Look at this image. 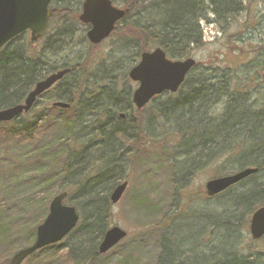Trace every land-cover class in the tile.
Instances as JSON below:
<instances>
[{
    "label": "rangeland",
    "instance_id": "374dc122",
    "mask_svg": "<svg viewBox=\"0 0 264 264\" xmlns=\"http://www.w3.org/2000/svg\"><path fill=\"white\" fill-rule=\"evenodd\" d=\"M84 1L55 0L51 5V10L64 8L67 5L76 7L73 10L75 13L73 16L77 15L78 18L74 21V17L64 19L61 15H57L50 22L47 36L33 48L37 56L39 55L49 64L48 71L51 72H56L63 66L85 65L86 67L83 69L85 71L88 69L85 75L89 74L87 77L89 82L91 81L89 87L92 88L95 85V89L101 90L98 91L101 93V98H108L109 90L118 91L119 99L116 103L104 102L100 106H103L104 109H113V111L119 110L120 107L127 109L128 105L123 100L121 101L120 97L124 93L132 98L133 91L138 86L129 79L128 72L139 62V51L134 45L121 42L126 41L119 40L120 37H123L122 34H114L100 45H92L87 38L89 26L82 24L79 20ZM114 4L118 8L127 9L122 5V0H114ZM244 6L246 11L234 20L228 21L227 25L225 23H222L223 25H207L201 21L203 45L196 49L191 57L198 63L199 71L196 73H202L203 69L206 71L205 69L212 67L222 73L230 70L234 74L233 86L237 85L238 89L251 97L250 100L254 104L255 110L261 109L264 112V50L261 52L251 51L252 48H264V0H244ZM145 16L144 10L131 12L128 23L136 24L141 21L144 25ZM209 18L213 20L214 17L210 15ZM70 22L72 24H69ZM64 24L67 26L61 30ZM64 34L65 36H63ZM26 40H30L28 35H26ZM155 48L151 47L149 50L153 51ZM80 77V72L76 75H69V84L74 78ZM108 78L112 82H108ZM239 82H241L240 85ZM66 87L65 81L56 85L39 100L34 111H42L44 108L51 110L58 90H65ZM189 88L191 86L187 85L182 90L186 91ZM215 98L216 96H212L211 100H205L204 105L198 102L202 99H196L187 105V102L185 104L181 102L182 93L175 96L165 94L152 101L145 109L147 111L140 114L141 117L143 116L142 136H135V139L141 138L140 143L143 145L141 149H138L134 143L126 142V139L119 135L121 153H118V157L125 165L123 177L128 182V188L119 203L115 205L111 203L108 230L115 226L120 227L127 232V237L115 249L94 258L98 248H95V245L100 244L103 238L92 239L91 242H88L83 238V235L79 237L80 233H77L72 238L71 244L84 240L83 247H77L75 250L78 257L84 256L80 261L82 264H118L135 253L136 255L131 259L137 260V262L131 261L130 264H143L145 263L143 259L154 262L160 255L162 239L172 241L178 235L177 241H182V243L179 244V249L175 250L176 255L174 256L178 259L175 263L206 264L209 261L206 258H210L224 237V225H229L236 235L234 241L229 237L233 249L249 257V261L252 263L255 261L254 264H264V238L255 242L251 238L249 224L240 226V228L232 224L241 217L246 219L248 217L250 220L255 210L248 214V211H244L240 207L234 208L230 202L227 204V201L235 198L237 194L264 183V172L235 187L229 197L222 195L211 198L207 195L206 184L217 177L227 176V174H223V169L229 170L235 165L232 154L229 152L228 155L201 166L202 163L195 162L186 150L178 147L180 143L178 133L183 123L200 120L198 124L201 125V123H205L202 122L201 117L210 120L212 117H219L224 112L225 100L219 101L220 98L218 100ZM178 100H180L179 105L181 106L173 112L172 106ZM99 111L101 110L97 109L94 112ZM159 111L163 112L166 118L160 119L156 114ZM94 112L84 113V119L80 124L81 128L72 131L71 135L74 139L70 142L77 155L84 153L81 161L90 171L103 169L100 165L101 161L98 162V154L89 151L92 144H87L90 139L93 140L100 135L99 121L105 122L104 116L102 117L104 120H100ZM147 114L149 116L145 117ZM51 115L61 119H71V113L59 109H56L55 113L52 112ZM149 118L150 120H148ZM20 120H24V117H21ZM105 131L103 135L108 134L107 130ZM241 149L243 148L236 149L234 155H238ZM10 154L0 159L2 160L0 163V201L7 200L10 203L8 206L2 207L4 209L8 207L3 219L4 224L9 225L10 234L14 235L24 230L25 227L34 226L39 218L47 216L50 203L56 194L52 189L43 197L39 195L41 204L38 208V216L34 213L31 215V212L27 215L21 214L19 204H23L25 199L15 189L19 182L26 185L24 176L17 178L21 171L20 168L25 169L26 167H20L19 164L31 162L33 159H28L26 156L21 157L20 152ZM39 157H35V160ZM224 157H229V163L223 160ZM101 158L103 159V157ZM44 159L47 162L44 167L45 171L55 170L59 166H55L57 162H52L48 156ZM230 174L233 173L230 172ZM6 175L14 179L12 184L15 183V186L10 189L9 183L3 182ZM30 177L31 179L35 178L34 176ZM69 183L66 182L65 185ZM32 191L31 187L26 194H33ZM102 191L105 193L101 196H108L110 200L112 191L107 188ZM67 192L68 198L80 205L84 211L83 217H80V222H84L85 216L88 214L87 199L82 198V195L79 196L80 193L74 187L68 188ZM27 196L33 197V195ZM217 222L219 226H217ZM35 238L27 236L12 245L14 248L22 249L28 241L33 243ZM67 241L65 239L58 245L61 250L70 247ZM7 249H0L2 250L0 252L1 259L7 255L5 254ZM9 259L11 260L10 256H8L7 262L1 260L0 264H8ZM45 262L47 264H63L61 261L50 263V260H46ZM23 264L43 263L40 258H29Z\"/></svg>",
    "mask_w": 264,
    "mask_h": 264
},
{
    "label": "trees",
    "instance_id": "16d2710c",
    "mask_svg": "<svg viewBox=\"0 0 264 264\" xmlns=\"http://www.w3.org/2000/svg\"><path fill=\"white\" fill-rule=\"evenodd\" d=\"M122 5L129 9L130 13L144 10L146 16L143 25L141 21L136 24L128 23V15L122 21V25L120 24L123 27L119 25L117 33H114L115 35L122 34L123 37H120L119 40H126L121 42L134 45L140 55L149 51L151 47L161 48L173 60L190 58L194 51L203 45L201 21L207 25H223L246 11L244 0H122ZM75 9L76 7L68 5L64 8L52 9V20L57 15H61L64 19L74 17L75 21L78 18L77 15L73 16ZM210 15L214 17L213 20L209 18ZM66 26L67 24H64L61 30H64ZM241 41L243 42L242 39ZM35 45L26 40L23 34L0 50V111L22 104L34 86L48 75L70 69V75L80 72L81 77L74 78L70 84L69 75L65 77L60 83L65 81L67 87L65 90H58L55 101H61L71 106L70 110L63 111L71 113V119H61L51 115L56 110L52 107L51 110L47 108L42 111L32 110L22 116L24 120H20V117L10 123H0V159L16 152H20L21 157L26 156L28 159H33L31 162L19 164L20 167H26L25 169L19 167L21 171L17 176V178L24 176L26 185L19 182L15 189L25 199L23 204H19L20 213L23 215L31 212V215L34 213L38 216V208L41 204L39 195L43 197L52 189L57 195L74 187L80 193L79 196L82 195V198L87 199L88 214L85 216V221L80 222L76 230L67 237L70 247L61 250L57 245L51 246L30 257L31 259L40 258L43 264H47L46 260H50V263L61 261L63 264H82L80 261L84 256L78 257L75 250L77 247H83L84 240L76 241L73 244H71V240L77 233H80L79 237L83 235V238L88 242H91L92 239L100 240L108 231L111 202L108 196L101 195L105 193L102 191L105 188L112 191L124 181L125 165L118 157V153H121L119 135H122L126 142L134 143L138 149H141L143 147L140 143L141 138L135 139V136H142L143 116L141 117L140 114L147 110H134V107L131 106V97L123 93L120 100L128 105L127 109L131 110L132 118L126 121L119 119L113 109H104L103 106H100L104 102L116 103L119 99L118 91L109 90L108 98H101V93L98 92L101 90L95 89V85L92 88L89 87L91 81L89 82L87 77L89 74L85 75L88 72V69L86 71L83 69L86 67L85 65L63 66L56 72L48 71L49 64L39 55L37 56L33 48ZM263 50L264 48L261 47L251 49L252 52ZM197 67L191 72L184 85H190L191 88L180 92L183 95L181 102L184 104L187 102L189 105L196 99H202L198 102L204 105L205 100H211L212 96H216L217 100L220 98L219 101L225 100L224 112L219 117H212L210 120L201 117L202 122H205L201 125L198 124L200 120L183 123L178 133V138H180L178 147L186 150L195 162L202 163L201 166H205L221 156H226L230 152L235 165L232 169H223V174L231 175L230 172L234 174L247 168L258 169L257 174L264 172V112L261 109L255 110L254 104L250 100L251 97L238 89L237 85L233 86L234 74L230 70L229 72H220L217 80H214L215 76L213 77L208 71L196 73L199 71ZM108 82H112V80L109 79ZM179 101L172 106L173 112L181 106ZM97 109L101 111L94 112ZM85 112H94L100 120H104L102 117H105V122L99 121L100 135L87 142L89 145L92 144L89 151L98 154V162L103 157L101 163L104 167L98 171L87 170L88 168L81 161L84 153L77 155L70 144L74 139L71 135L72 131L81 128L80 124L84 119ZM156 114L160 119L166 118V115L161 111ZM148 116L149 114L145 115V117ZM105 130L108 134L103 135ZM49 132L51 133L48 134ZM240 147L243 149L238 155H234L236 149ZM37 156H40L41 160H39L40 157L35 160ZM47 156L52 162H57L55 166L59 165L55 170H44L47 165L44 158ZM223 160L229 163V157ZM40 175L41 177H39ZM30 176L35 178L31 179ZM13 181L14 179L9 175H6L3 180L4 183H9V189L15 186V183L12 184ZM66 182L70 183L65 185ZM102 184L104 185L100 187ZM31 187L33 194H26ZM233 190L234 188L223 195L229 197ZM27 195H33V197L30 198ZM229 202L234 208L240 207L244 211H248V214L252 210L264 206V183L237 194L235 198L228 200L227 204ZM9 204L7 200L0 201V249L8 248L5 253L7 255L3 259L0 257V261L6 260V262L8 256L12 258L21 250L20 247L14 248L12 244L27 236L36 237V228L46 217L39 218L34 226L25 227L24 230L14 235L10 234L9 225L4 224L3 219L8 207L2 208ZM66 204L75 207L80 217H83L84 211L81 206L72 202L71 198L67 197ZM249 223L248 217L247 219L241 217L237 222H232L237 228ZM217 224L219 226L218 222ZM223 229L224 237L210 258H206L209 259L206 264H254L255 261L252 263L249 261V257L233 249L229 237L233 241L236 240L234 230L229 225H224ZM178 239L179 235L172 241L163 238L157 260L152 262L143 259L145 262L143 264H176L175 261L178 259L174 256L176 255L175 250H178L179 244L182 243V241L178 242ZM31 244L32 242L28 241L24 248ZM97 247H99V243L95 245V248ZM91 248L93 249V247ZM95 252L94 258L100 255L98 248ZM134 255L136 253L131 254V257H126L118 264L137 262V260L131 259ZM8 264H10V259Z\"/></svg>",
    "mask_w": 264,
    "mask_h": 264
},
{
    "label": "water",
    "instance_id": "95a60500",
    "mask_svg": "<svg viewBox=\"0 0 264 264\" xmlns=\"http://www.w3.org/2000/svg\"><path fill=\"white\" fill-rule=\"evenodd\" d=\"M53 1L0 0V50L28 31L31 32V43L42 39L52 18L50 5ZM128 12L129 10L115 7L111 0H85L79 20L82 24L90 26L87 32L88 41L97 46L112 35L116 24L124 19ZM195 67V59L173 61L161 48L142 53L139 63L128 74L132 82L138 83V88L133 94L134 105L141 110L164 93H177ZM70 73V69L61 70L38 82L24 103L0 111V123H10L29 113L40 97ZM53 106L63 110L70 108V105L64 102H56ZM257 173L258 169L248 168L230 176L213 179L206 184L207 194L210 197L221 195ZM127 187L128 182L116 187L111 195L113 205L120 202ZM67 196L68 193L64 192L53 198L46 219L37 228L35 242L30 247L16 253L10 264H23L35 253L61 244L76 229L80 216L75 207L65 204ZM249 231L254 241H259L264 237V207L253 213ZM126 237L127 232L120 227L110 228L99 245V254H107Z\"/></svg>",
    "mask_w": 264,
    "mask_h": 264
},
{
    "label": "flooded vegetation",
    "instance_id": "af4514ba",
    "mask_svg": "<svg viewBox=\"0 0 264 264\" xmlns=\"http://www.w3.org/2000/svg\"><path fill=\"white\" fill-rule=\"evenodd\" d=\"M129 10V9H128ZM130 14V11L128 12V14H127V16ZM121 24V23H120ZM120 24H118V25H120ZM118 29V27L116 28V30ZM116 30L113 32V34L112 35H114V33L116 32ZM48 31H49V28H48V30H47V33H46V35H45V37L47 36V34H48ZM25 37H26V35H28L29 37H31V34H30V32H26L25 34ZM44 37V38H45ZM43 38V39H44ZM42 40V39H41ZM40 40V41H41ZM40 41H38L37 43H35V44H38ZM206 68V67H205ZM203 69V68H202ZM206 71H208V72H210L212 75H213V77H214V80H217V78L219 77V74H220V72H219V70H216L215 68H210V69H205ZM203 71H204V69H203ZM227 72H229V71H227ZM228 75H229V73H228ZM181 92V91H180ZM180 92H178L177 94H174V96L175 95H180L181 93ZM168 95V94H167ZM133 96V95H132ZM131 102H132V104H131V106H133L134 107V110H136V111H139V110H137L136 108H135V106H134V104H133V99L131 98ZM54 109H58V108H54ZM146 109V108H145ZM34 110V109H33ZM144 110V109H143ZM142 111V110H141ZM115 113H116V116L119 118V119H121V120H123V121H126V120H129V119H131L132 118V116H131V110L130 109H122V108H120L119 110H117V111H115ZM103 161V159L101 160V162ZM102 167H104L103 166V164L101 163L100 164ZM233 189V188H232ZM231 189V190H232ZM228 191H230V190H228Z\"/></svg>",
    "mask_w": 264,
    "mask_h": 264
}]
</instances>
